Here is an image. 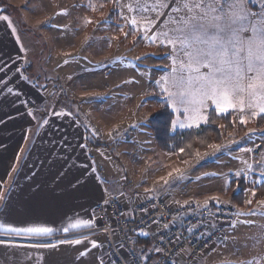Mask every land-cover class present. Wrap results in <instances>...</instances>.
Listing matches in <instances>:
<instances>
[{"label": "snow or ice", "instance_id": "6c2138e0", "mask_svg": "<svg viewBox=\"0 0 264 264\" xmlns=\"http://www.w3.org/2000/svg\"><path fill=\"white\" fill-rule=\"evenodd\" d=\"M109 4V14L97 25V31L107 27L119 33L107 39L109 46L111 40L123 43L131 39L130 51L154 47L162 52L163 61L167 63L156 69L161 73L158 78H153L152 68L140 67L155 55L150 52L136 56L135 61L121 58L93 65L87 57L73 56L71 52L61 50L57 52L58 56L71 59H63L57 68L83 62L82 71L89 68L102 71L111 64L135 69L141 79L148 81L151 91L147 95L159 97L163 110L170 109L173 114L167 129L169 140L180 139L175 144L165 143V156H177L182 164L189 165V160L184 157L193 155V139L204 144L199 138L219 120L226 121L219 124V128L225 130L250 122L264 123V0H98V3L88 0L85 4L73 5L71 10L61 8L53 16L73 19V11L102 12ZM8 7L0 6V23L8 30L14 47L7 53L0 51V105L8 109L6 112L0 109V128L23 118L24 139L27 141L29 136L32 139L28 146L18 149L23 155H16L15 161L21 167L16 164L11 167V173H17V176L8 173L0 178V214L7 212L18 187L16 180L32 147L43 131L55 127L56 120H67L72 129H88L89 135L82 136L73 145L71 140L76 137L70 138L67 132H62L53 145L61 169L57 173L59 179L53 180L52 200L60 202L68 196L81 199L82 189L99 195L94 203L66 213L54 224L0 222V264H57L48 258L60 252L62 247L77 253L73 264H264V256L248 259V248L241 247L237 237L238 226L257 227L259 234L253 242L264 244V223L257 225L253 219L258 217L264 221V198H261L264 197V128L245 132L241 140L207 143L211 152L201 157L196 151L195 165L185 169L176 167L166 177H160L158 183L162 182V189L147 187V179L142 178L129 195L132 185L128 170L121 166L122 175L118 179H108L100 174L103 169L91 153L95 147L100 160L113 166L114 157L119 156H129L133 165H138L153 140L148 131L149 119L125 128L113 124L107 129V140L99 147L105 133L82 124L80 108L84 105L93 107L101 114L105 125L117 117L126 119L123 106L120 112L114 111L116 102L133 98L123 93V89L125 85H138L140 81L136 77L123 80L103 95L90 92L88 85L81 84L84 95L79 101L70 98L65 86L59 83L60 77L51 76L44 67V63H51L52 48L59 37L46 38L38 33L58 29L52 22L53 17L38 20L35 28H29L23 17L14 20L10 14H5ZM47 7L44 0H24L17 11H26L35 17L44 13ZM80 19H83L81 27L95 23L88 17L75 18L74 22L78 23ZM59 32L61 37L69 32L73 36L77 34L68 25L59 28ZM85 44L84 51H87L92 45L87 38ZM66 79L73 81L74 78L70 75ZM110 99L112 104L108 103ZM148 103L150 100L144 99L137 108L142 109ZM104 105L107 107L101 112L98 106ZM133 132L148 136L135 155L108 150L113 144L135 146L136 141L131 137ZM221 135L223 133L217 132V139ZM56 147L63 151L55 152ZM80 156L84 160H80ZM234 162L239 167L232 170ZM153 163L156 168L149 165L148 176L163 168L160 161ZM209 163L221 169L229 168V171L201 172ZM74 168L79 174L68 181L66 189H61L60 183ZM35 174L31 173L32 176ZM204 179L224 181L218 189L219 194L201 192L183 202L172 198L174 191L187 194L188 183L200 184ZM140 187L144 188L143 195L138 191ZM34 190L39 192V188ZM227 191L243 192L248 198L238 203L223 201L221 196ZM164 200L169 201L164 205L165 214L157 216L150 211ZM122 203L124 207H120ZM254 203L256 208L252 207ZM132 204L136 206L132 207ZM228 205L233 210L225 229L218 225L222 206ZM109 208L114 209L112 219L107 217ZM137 213H140V225L129 228L128 224L136 220ZM192 215L197 220L185 227L187 217ZM161 225L159 230L152 231L153 226ZM178 225L183 231L169 237L167 233ZM193 233L199 247L192 243ZM100 235L104 236L102 241L95 239ZM113 237H116L115 242ZM140 237L146 238V247H137Z\"/></svg>", "mask_w": 264, "mask_h": 264}, {"label": "crops", "instance_id": "0c3cea01", "mask_svg": "<svg viewBox=\"0 0 264 264\" xmlns=\"http://www.w3.org/2000/svg\"><path fill=\"white\" fill-rule=\"evenodd\" d=\"M13 47L14 44L8 35V30L5 28L3 23H0V51L7 53L10 52ZM70 51L72 50L70 49ZM52 56L53 53H51V62ZM61 80L62 82L66 81L65 78H61ZM67 93L70 98H74L76 101H79L81 98L75 91L70 90V92L67 91ZM134 99H136V97ZM135 101L136 100L133 101L134 108L138 105L137 103H135ZM128 104L131 105L130 103ZM81 108L82 114L84 116V118H81V123L87 124L90 128H96L99 129L102 133H105L104 140L99 142V147H102L104 142L107 140V129L113 124L118 125L120 128H125L129 124L137 122V114H129L128 116H126V119L121 120L120 117H117L112 121L111 124L105 125L104 121L101 119L100 113L94 111V109L92 110L86 105L82 106ZM0 109L5 112L8 111L7 107L2 105H0ZM89 113L91 115H85ZM138 116L141 117L142 114H138ZM54 124V128H49L42 132L35 146L32 147L31 154L24 161L22 171L20 172L16 180L18 187L11 197L7 212L0 214V222L19 224L24 221H40L47 222L48 224H54L58 222L66 213L71 214L74 210H79L82 206H87L88 204L94 203L95 197L99 195L98 192L93 194L90 190L82 189L80 195L83 198L81 199H76L68 196L60 202L52 200L51 190L54 186L53 180L59 179L57 173L61 169V162H58L56 160L53 145L60 139V135L62 132H67V135L70 138L76 137V139L71 140V143L73 145L79 142L82 136L89 135L88 129L69 128L67 120L63 122L56 120L54 121ZM24 127L25 120L22 118L17 121L9 122L4 127L0 128V178L6 177V174L8 173H10L11 176H17V173H11V167L14 164H16L17 167H21V165L15 161L16 155H23L18 152V149L20 147L28 146L29 142L32 139L31 136H29V139L27 141L24 139ZM57 128H59V131L56 130ZM260 128H264V125L260 126ZM32 131L34 132L35 129H32ZM137 134L138 132L131 133V137L134 138L135 141ZM244 135L245 134L238 135V138L235 140H241ZM49 141H52V143H49ZM138 147L140 148L141 145L137 146L135 144V146H133V144L128 143L121 144L119 147H117L115 144H113L108 150L120 153L127 151L128 153L135 155L139 151L137 150ZM150 149L151 152H146L144 154L143 159L139 161L138 166L133 165L129 156L114 157L115 166L107 162H103L97 155L95 147L93 148L91 155L96 159L99 167L103 169L100 174L108 179H118L119 176L122 175V172L119 171V168L121 166L123 168H126L128 170L129 179L132 185V190L129 192V195H132V192L136 190L135 186L140 183L139 173L137 174V169L143 171L147 166L153 164V161L157 160H164L166 163L169 162V157L165 156V152H163L160 148L159 149L163 152L161 154H158L155 149H152V147H150ZM62 151L63 148L61 147L55 148V152ZM77 154L79 155V152H77ZM80 160H84V157L80 156ZM33 172L36 173L34 176L31 175V173ZM78 174L79 172L74 168L72 170V173L69 174V176L60 183L59 187L61 189H66L68 181L71 180L74 175ZM160 175H163V172L151 176L147 175V187L162 189V183L157 185L158 181H160V177H162ZM154 179L156 180L154 181ZM35 188H39L38 193L34 190ZM138 191L141 195L144 194L143 187H140ZM171 196L173 199L180 200L181 202L184 199L189 198L188 195L186 196L178 190L174 191ZM123 199L124 201H127V197H124ZM256 207L257 205L255 204L253 208ZM249 232L251 233L247 232L246 226H238L237 237L241 247L245 246L248 234L249 239H251L250 236H256L254 235V233H252V230ZM95 239H97L98 241H102L104 239V236L100 235L95 237ZM253 244H256V246H254L252 250H248L247 258L252 259L258 256H264V251H261V249L264 248V244H262L261 246L254 242ZM76 255L77 253L75 251H70L67 247H62L60 252L53 253V255L48 259L56 261L57 264H73V260Z\"/></svg>", "mask_w": 264, "mask_h": 264}, {"label": "rangeland", "instance_id": "374dc122", "mask_svg": "<svg viewBox=\"0 0 264 264\" xmlns=\"http://www.w3.org/2000/svg\"><path fill=\"white\" fill-rule=\"evenodd\" d=\"M45 4L48 5L46 11L44 13L38 14L35 17H32L28 12L26 11H17L20 9L24 3V0H0V6H10L7 8L8 13L12 16L14 20L18 19L19 17H23L24 20L27 22L29 28H35L38 20L46 19L47 17H53L52 22L56 23L58 25V29H48L44 30L41 33H38V35H43L44 37H52V38H58L57 43L54 44L52 48L53 56H52V62L51 63H44L45 70L53 77L59 76L60 81L59 83L61 85L65 86L66 91H75L77 94H79L80 97L84 95L83 90H81L80 85H88L90 92L99 93L101 95L107 93L109 89H112L114 85L120 84L121 81L136 77L137 80H139L138 85H125L123 89V93L133 97L128 100H118L116 102L114 111L120 112L121 107L123 106V116H128L129 114H137V121L145 120V118L149 119V129L148 131L153 136L152 144L150 147L158 153H163L158 147L157 143L155 142L154 135L152 133L151 128V119L155 115V107L156 103L153 102V96H148V92L151 91V89L148 87V81L146 79H141V77L137 74V71L127 65H121V64H111L109 67L104 68L102 71L99 70H93L89 68L87 71H82V65L81 64H75L70 63L67 66L57 68V64L61 63L63 59H71L70 57H62L58 56V51H69L72 53L73 56H82L87 57V60L91 61V64H97L101 62H111L114 60H119L121 58H127L129 61H135V57L139 55H143L145 52L155 53V55L148 60H145L141 65V69L144 68H152L153 69V78H158V76L161 74L159 71H156V69L162 68L164 64L167 63V61H163V53L158 52V50L154 47H140L136 49H131L132 41L131 39L124 40L123 43H121L119 40H111L110 46L107 43V39H110L112 36H118L119 33L113 32L111 28H104L100 31H97V25L102 21L104 17H106L109 14V10L111 8V4H109L106 8L103 9V11H97V12H90L86 10H78L72 12L73 19L65 18V17H54L53 14L55 12H59L61 8H67L69 10L72 9V6L75 4H85L88 2V0H44ZM93 3H98V0H92ZM78 17H88L89 19H92L95 21L92 25H86L81 27L83 25V19H80L78 23H75V18ZM64 25H68L70 28H73L76 30L77 34L73 36L72 32H69L67 36L61 37L59 28H63ZM99 37H105L106 39H99ZM86 38L91 43V47L87 48V51H84V49L87 47L85 44ZM95 38V39H94ZM26 39H34V37H26ZM122 39V38H121ZM70 45H74V47H71ZM70 49L72 51H70ZM47 55V52L45 53ZM139 63V62H137ZM64 75V77H63ZM73 76V81H68L66 78L68 76ZM61 78H65L66 81L62 82ZM107 86V87H105ZM51 88V85H49ZM158 91V90H157ZM119 94V93H118ZM136 97V99H134ZM149 99L150 103H148L144 108L138 109L137 106L134 108L133 101L137 103L138 105L141 103L142 100ZM109 104H112L113 101L110 99L108 101ZM130 103L131 105H129ZM88 106V105H86ZM89 107V106H88ZM101 107V112L104 108L107 107V105L104 106H98ZM93 110V107H89ZM146 112V113H145ZM81 118H84L82 114V108H80ZM142 114L141 117L138 116ZM146 116H145V115ZM239 125L236 126V129L230 133L227 137H225V142H228L232 139H237L239 134V128H237ZM247 129V132L251 129L258 128L257 122H250L246 126H244ZM134 133V132H133ZM245 134V133H244ZM243 135V134H242ZM148 139V136L145 134L138 133L136 135V145L139 146L142 144L143 141ZM258 139V137H257ZM140 148L138 147L137 150ZM211 149L208 151L210 152ZM148 153L151 152V149L147 151ZM147 153V154H148ZM207 153V152H206ZM163 155V154H162ZM205 153L200 154L201 157H203ZM176 156H171L169 158V162H165L164 160H159L161 164L163 165V168L161 171L156 172L162 173L163 175H160L162 177H166L169 171H172L174 168L179 167L181 169L189 168L192 165L196 164V161L198 157H196L193 160H189V165L182 164ZM152 168H156V164H150ZM138 166V165H137ZM149 166H147L143 171H140L137 169V174L139 173V179L141 181L142 178L148 179L146 175V171ZM239 165L237 163H233L231 165V169L235 170ZM225 171L228 172L229 168H219L214 164L209 163L206 167L201 169V172L203 171ZM197 175L201 173H196ZM194 179V177H193ZM156 179H154L155 181ZM246 182V181H245ZM162 183V182H161ZM224 181H218V180H208L204 179L200 182V184L197 183H188L186 188V193L184 195L190 196H197L201 192H206L208 194H219L218 189L220 186H222ZM247 183V182H246ZM160 183H157V185ZM200 185H203L200 186ZM247 195H245V199H247ZM221 199L223 201H231L235 203L232 199V197L228 194V191L226 194L221 196ZM183 202V201H182ZM255 203L252 205L254 207ZM256 221V224L259 225L261 223H264V221L260 220L258 217L253 218ZM252 230V233L254 235L259 234V229L257 227H247V232L251 233L249 231ZM251 239H249V234L247 238V242L245 246H247L248 250H252L256 244H253V238L254 236H250ZM259 246H261V243H257ZM244 247V246H243Z\"/></svg>", "mask_w": 264, "mask_h": 264}, {"label": "trees", "instance_id": "16d2710c", "mask_svg": "<svg viewBox=\"0 0 264 264\" xmlns=\"http://www.w3.org/2000/svg\"><path fill=\"white\" fill-rule=\"evenodd\" d=\"M5 14H10L6 12ZM12 17V16H11ZM153 102L156 103L155 107V115L151 119V128L152 133L154 135L155 142L157 143L158 147L163 151L166 152L165 143H172L175 144L179 142V137H177L176 140H169V134H168V127H169V119L173 114L171 113V110L168 109L167 111L163 110L161 107V100L157 96H153ZM226 123L224 120H219L216 125H213L203 136H201L199 139L204 141V144H201L197 141V139H193V155L191 157L185 155L184 159L193 160L196 158L195 152L198 151L199 154H203L208 152L210 149L206 147L207 143H220L222 144L224 142L225 137H227L230 133H232L235 128H228L227 130L219 128V124ZM264 123H261L257 126H263ZM239 128V134L242 135L245 132H247V129L244 126H238ZM217 132L223 133V135L220 136L219 139H217ZM177 157V156H176ZM177 159L180 161L179 157ZM246 183V182H245ZM235 187V185H233ZM243 187V186H242ZM228 194L232 197L233 201L235 203H238L241 199H245V194L243 192H236L233 193L232 191H228ZM264 198V197H261Z\"/></svg>", "mask_w": 264, "mask_h": 264}, {"label": "built area", "instance_id": "2783aa9c", "mask_svg": "<svg viewBox=\"0 0 264 264\" xmlns=\"http://www.w3.org/2000/svg\"><path fill=\"white\" fill-rule=\"evenodd\" d=\"M168 202H169L168 200H164L163 201V204H158L155 209H151L150 211L154 212L157 216L162 215V214H165L166 209H165L164 205H166ZM135 206H136L135 204H132V207H135ZM120 207H124V204L122 203L120 205ZM222 207H223V212L221 214V221H220V224L218 225V227L219 226H223L225 229H227V219L229 217L230 212L233 209H232L231 205L222 206ZM113 211H114V209H112V208H109L107 210V217L109 219H112ZM196 220H197V217L194 216V215L187 217V220H186V223H185V227L191 225ZM139 225H140V213H137L136 214V220L134 222H130L128 224V227L129 228H136ZM121 226H123V225H121ZM161 227H162V225L161 226H153L152 231H157ZM181 231H183V229L180 228L179 225H178L177 227L172 228L171 231H169L167 233V235L169 237H171V236H173V233H179ZM112 239L115 242L116 237H113ZM133 239H135V237H133ZM145 240H146V238L140 237V243L137 245V247L138 248L146 247L147 245L145 244ZM192 243L194 245H196L197 247H199V242L197 241V238H196V234L195 233L192 234Z\"/></svg>", "mask_w": 264, "mask_h": 264}]
</instances>
